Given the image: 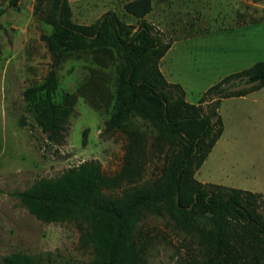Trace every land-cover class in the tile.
I'll list each match as a JSON object with an SVG mask.
<instances>
[{"label":"rangeland","instance_id":"1","mask_svg":"<svg viewBox=\"0 0 264 264\" xmlns=\"http://www.w3.org/2000/svg\"><path fill=\"white\" fill-rule=\"evenodd\" d=\"M134 0H69L73 21L95 23L114 12L128 15ZM0 0V264L13 255H29L44 264H92L95 254L75 222L46 223L31 214L16 193L41 180L57 179L87 162H97L107 176L121 172L128 132H139L150 145L156 130L133 114L122 128L105 131L114 111L120 60L106 49L66 51L56 68L54 102L70 104L63 139L55 144L36 124L24 93L41 85L52 58L42 35L52 32L43 19L41 0ZM145 20L170 48L159 62L167 82L179 84L185 99L197 105L202 95L225 77L264 61V0H151ZM206 113L209 105H204ZM214 106V105H213ZM218 114L223 134L195 179L209 186L264 194V88L245 97L225 99ZM214 121L216 120L213 119ZM147 154L141 170L144 185L161 174L170 157ZM144 161V159H143ZM132 185L108 192L118 196ZM264 216V206L259 210ZM137 235L145 247L140 264H199L197 239L179 231L168 215L146 214Z\"/></svg>","mask_w":264,"mask_h":264},{"label":"trees","instance_id":"2","mask_svg":"<svg viewBox=\"0 0 264 264\" xmlns=\"http://www.w3.org/2000/svg\"><path fill=\"white\" fill-rule=\"evenodd\" d=\"M18 2L10 0L9 5L15 7ZM44 4L43 19L52 32L41 39L52 63L44 82L27 89L24 96L47 140L62 141L72 111L70 104L58 105L53 99L56 68L63 54L103 48L120 60L114 111L105 131L122 128L135 114L154 127L156 136L147 145L141 133L129 131L124 166L115 176L105 175L97 162H87L60 178L41 180L16 197L43 222L85 226L83 237L95 254L92 264H140L145 247L137 230L148 213L168 215L179 231L194 236L202 255L199 264H264V216L259 212L264 194L205 186L195 179L223 134L219 105L264 88V61L225 77L197 105L191 104L183 88L167 82L160 70L159 62L170 44L145 20L151 0H134L124 6L128 15L140 20L137 29L114 12L80 25L73 21L69 0H41V7ZM3 13L0 10V16ZM204 105H209V113L204 112ZM165 149L171 154L160 176L137 185L147 154L152 161ZM124 183L132 186L118 196L108 194ZM3 263L44 264L24 254L5 257Z\"/></svg>","mask_w":264,"mask_h":264}]
</instances>
